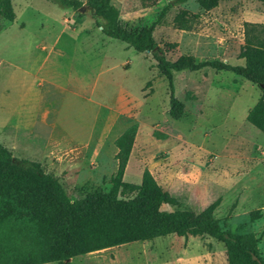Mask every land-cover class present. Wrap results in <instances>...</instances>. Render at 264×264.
Here are the masks:
<instances>
[{"label":"rangeland","instance_id":"rangeland-1","mask_svg":"<svg viewBox=\"0 0 264 264\" xmlns=\"http://www.w3.org/2000/svg\"><path fill=\"white\" fill-rule=\"evenodd\" d=\"M171 1L110 0L119 23L127 27L151 22ZM11 4L14 19L1 20L0 29V143L16 162H39L58 177L71 199L91 189L107 191L115 170L113 140L134 122L122 180L138 183L146 168L178 200L179 208L194 212L217 199L212 216L222 229L252 232L264 258V131L245 120L259 95L257 86L230 71L173 72L174 96L183 107L180 118L172 119L165 80L150 53L104 35L90 11L46 0ZM177 15L188 17L189 28L176 27ZM243 21L264 23V3L218 0L204 11L196 0H187L171 4L152 37L169 60L189 54L195 61L242 64L237 54ZM44 56L49 59L44 70L59 80L76 79L77 84L65 90L47 83L37 86L27 70ZM67 262L226 264L222 243L205 235L174 234L77 255Z\"/></svg>","mask_w":264,"mask_h":264},{"label":"trees","instance_id":"trees-1","mask_svg":"<svg viewBox=\"0 0 264 264\" xmlns=\"http://www.w3.org/2000/svg\"><path fill=\"white\" fill-rule=\"evenodd\" d=\"M46 1L72 10L85 6L104 35L136 52L150 53L155 69L166 83L170 118H180L183 107L174 96L173 72L211 68L230 71L257 86L259 95L247 110L245 120L264 131V23L242 22V44L237 54L242 64L195 61L189 54L169 60L154 41L152 31L172 3L187 0L168 2L154 20L137 27L120 24L110 0ZM196 2L204 11L218 4V0ZM13 19L11 0H0V29L1 20ZM187 22L184 15L174 18L179 29L189 28ZM136 128V123H130L113 140L115 170L109 176V189H91L72 199L55 174L44 171L39 162L17 163L9 149L0 143V264H68L67 260L77 255L169 234L205 235L222 243L226 264H264L252 232H229L212 216L217 199L194 212L179 208L178 200L146 168L141 171L139 183L122 180ZM164 204L174 208L163 210Z\"/></svg>","mask_w":264,"mask_h":264},{"label":"crops","instance_id":"crops-1","mask_svg":"<svg viewBox=\"0 0 264 264\" xmlns=\"http://www.w3.org/2000/svg\"><path fill=\"white\" fill-rule=\"evenodd\" d=\"M53 45L54 44H51L49 46L48 52H51V49H53ZM44 47L45 46H42L41 47V50H43ZM45 56H46V54H45ZM45 56L43 57V59H41L37 63V65L35 67H33V68L31 67L30 68L31 69V72L29 70H27L28 71V74H31L32 77H34V78L37 79V83H38L37 86L42 85V83H47V84L53 85L57 89L65 90L66 88H68V87H74L75 84H77V80L76 79L69 78V79H66L64 81L63 80H59V79H57V77H55L54 74L51 75L49 73V71L44 70L45 63H47V62L49 63V59H45L46 58ZM50 63H53V61L50 60ZM49 67H51V65H49ZM53 142H51V143H53Z\"/></svg>","mask_w":264,"mask_h":264},{"label":"water","instance_id":"water-1","mask_svg":"<svg viewBox=\"0 0 264 264\" xmlns=\"http://www.w3.org/2000/svg\"><path fill=\"white\" fill-rule=\"evenodd\" d=\"M77 10L80 11V12H83V11L88 12V11H90L89 8H87L85 6H80Z\"/></svg>","mask_w":264,"mask_h":264}]
</instances>
